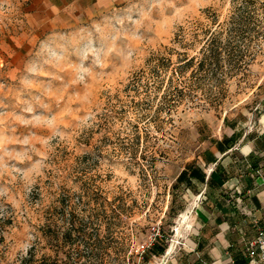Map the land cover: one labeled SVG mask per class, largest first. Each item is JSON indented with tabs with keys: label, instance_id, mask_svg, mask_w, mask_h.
Segmentation results:
<instances>
[{
	"label": "rangeland",
	"instance_id": "rangeland-1",
	"mask_svg": "<svg viewBox=\"0 0 264 264\" xmlns=\"http://www.w3.org/2000/svg\"><path fill=\"white\" fill-rule=\"evenodd\" d=\"M263 100L264 0H0V264H163Z\"/></svg>",
	"mask_w": 264,
	"mask_h": 264
},
{
	"label": "crops",
	"instance_id": "crops-1",
	"mask_svg": "<svg viewBox=\"0 0 264 264\" xmlns=\"http://www.w3.org/2000/svg\"><path fill=\"white\" fill-rule=\"evenodd\" d=\"M84 1L108 8L125 0ZM247 128L218 138L183 168L191 226L180 246L164 251L163 264H245V245L264 228V100Z\"/></svg>",
	"mask_w": 264,
	"mask_h": 264
},
{
	"label": "built area",
	"instance_id": "built-area-1",
	"mask_svg": "<svg viewBox=\"0 0 264 264\" xmlns=\"http://www.w3.org/2000/svg\"><path fill=\"white\" fill-rule=\"evenodd\" d=\"M158 232L152 233L145 243L136 248V252L143 253L150 248L156 239ZM245 264H264V228H260L254 238L249 240L244 248Z\"/></svg>",
	"mask_w": 264,
	"mask_h": 264
},
{
	"label": "trees",
	"instance_id": "trees-1",
	"mask_svg": "<svg viewBox=\"0 0 264 264\" xmlns=\"http://www.w3.org/2000/svg\"><path fill=\"white\" fill-rule=\"evenodd\" d=\"M214 41V36H209L206 41L205 45L201 47V54L203 55V60L201 59V63L205 61H209L210 63L217 61L220 57V52L218 51V47L215 46ZM191 60V59H190ZM188 60V62L190 61ZM150 251L154 255H161L165 251V245L163 244H153L150 248Z\"/></svg>",
	"mask_w": 264,
	"mask_h": 264
},
{
	"label": "bare ground",
	"instance_id": "bare-ground-1",
	"mask_svg": "<svg viewBox=\"0 0 264 264\" xmlns=\"http://www.w3.org/2000/svg\"><path fill=\"white\" fill-rule=\"evenodd\" d=\"M184 218H186V216Z\"/></svg>",
	"mask_w": 264,
	"mask_h": 264
}]
</instances>
